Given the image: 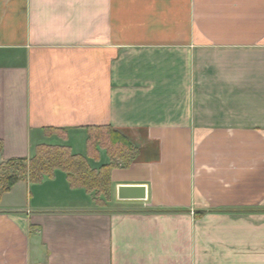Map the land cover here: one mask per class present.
Masks as SVG:
<instances>
[{
    "label": "crops",
    "instance_id": "crops-1",
    "mask_svg": "<svg viewBox=\"0 0 264 264\" xmlns=\"http://www.w3.org/2000/svg\"><path fill=\"white\" fill-rule=\"evenodd\" d=\"M87 127L138 150L111 203L17 182L0 264H264V0H0V163Z\"/></svg>",
    "mask_w": 264,
    "mask_h": 264
},
{
    "label": "trees",
    "instance_id": "trees-1",
    "mask_svg": "<svg viewBox=\"0 0 264 264\" xmlns=\"http://www.w3.org/2000/svg\"><path fill=\"white\" fill-rule=\"evenodd\" d=\"M50 130V131H49ZM57 133L64 138V131L47 129L46 135ZM86 154L72 153L67 145L40 144L29 159H12L0 163V200L19 181L38 184L51 179L57 172L66 175L72 189H83L91 195L98 207H106L112 200V171L121 164L128 167L138 156L130 141L111 127L86 128ZM2 143L0 142V151ZM100 151L108 163L92 166L100 159Z\"/></svg>",
    "mask_w": 264,
    "mask_h": 264
},
{
    "label": "water",
    "instance_id": "water-1",
    "mask_svg": "<svg viewBox=\"0 0 264 264\" xmlns=\"http://www.w3.org/2000/svg\"><path fill=\"white\" fill-rule=\"evenodd\" d=\"M116 198L118 201L141 202L146 201L145 185H119L116 188Z\"/></svg>",
    "mask_w": 264,
    "mask_h": 264
},
{
    "label": "rangeland",
    "instance_id": "rangeland-1",
    "mask_svg": "<svg viewBox=\"0 0 264 264\" xmlns=\"http://www.w3.org/2000/svg\"><path fill=\"white\" fill-rule=\"evenodd\" d=\"M144 208H142V210H143Z\"/></svg>",
    "mask_w": 264,
    "mask_h": 264
}]
</instances>
